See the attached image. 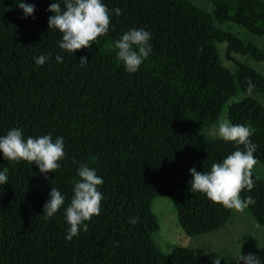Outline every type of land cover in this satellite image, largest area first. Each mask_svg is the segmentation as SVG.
I'll list each match as a JSON object with an SVG mask.
<instances>
[{
	"label": "trees",
	"instance_id": "1",
	"mask_svg": "<svg viewBox=\"0 0 264 264\" xmlns=\"http://www.w3.org/2000/svg\"><path fill=\"white\" fill-rule=\"evenodd\" d=\"M208 1L213 13L189 0H103L121 14L110 15L98 44L73 56L57 46L61 33L48 28L53 0H25L35 5L27 19L16 0H0V134L20 127L25 137L61 136L65 153L47 178L35 164L0 156L8 176L0 184V264H223L216 253L198 256L181 246L165 255L153 239L159 225L151 208L155 197L170 198L189 236L228 222L232 208L188 184L192 166L207 171L243 148L205 137L225 107L231 123L250 127L254 156L264 163V49L217 26L232 22L264 35V0ZM130 28L149 30L152 45L131 74L112 46ZM218 44L235 69L208 59ZM42 53L52 58L37 66L32 57ZM80 56L89 61L83 68ZM248 82L255 85L251 94ZM239 94L244 99L229 104ZM81 163L103 178L101 207L66 241L63 206L45 219L43 204L54 186L67 205ZM251 178L253 189L240 195L253 197L246 206L264 226V179ZM132 216H139L135 225L127 222Z\"/></svg>",
	"mask_w": 264,
	"mask_h": 264
},
{
	"label": "clouds",
	"instance_id": "2",
	"mask_svg": "<svg viewBox=\"0 0 264 264\" xmlns=\"http://www.w3.org/2000/svg\"><path fill=\"white\" fill-rule=\"evenodd\" d=\"M16 6L23 11V18L27 19L35 11V5L25 0H16ZM47 11L54 13L48 17V28L56 29L61 33L57 46L69 55L75 50L89 48L93 42L99 43L98 37L109 30L110 15L119 16L121 9L113 8L111 11L103 0H53ZM116 58L122 63L127 73L139 70L143 61L152 52L151 32L145 28H130L113 40ZM51 53H42L33 56L35 65L41 66L51 59ZM57 63L63 62L60 54L55 56ZM86 56H80L78 66L83 68L88 64ZM255 88L252 82L246 85V93L251 94ZM216 135L226 142L242 145L220 162H213L210 169L199 172L195 166L189 169V191L203 193L211 202L218 203L226 208L240 209L247 204L254 203L253 197L245 195L241 198V191L250 192L254 187L250 170L256 163L254 153L256 144L250 139L252 130L244 124H233L229 120L218 122ZM63 137L56 136L53 140L51 134L25 137L20 127H11L6 133L0 134V156L7 161H27L35 164L41 174L47 178L48 172H54L60 167L59 161L63 159ZM75 162V161H74ZM78 179L72 187L70 201L64 206L65 196L57 187H51L48 198L43 204L45 219L55 216L63 206V216L67 224L64 239L70 241L85 230L92 216L99 214L102 192L98 186L103 184V178L96 173L95 168L87 164H79L76 168ZM8 180L7 168L0 169V184ZM139 216L128 218V223L135 225ZM118 245L117 241H113ZM234 264H264L255 253L242 254L240 251L233 259Z\"/></svg>",
	"mask_w": 264,
	"mask_h": 264
},
{
	"label": "rangeland",
	"instance_id": "3",
	"mask_svg": "<svg viewBox=\"0 0 264 264\" xmlns=\"http://www.w3.org/2000/svg\"><path fill=\"white\" fill-rule=\"evenodd\" d=\"M189 1L208 13L214 11L213 4L208 0ZM217 26L244 42L253 43L264 49V35L252 34L241 25L232 22L218 24ZM217 46L208 52V59L235 69L234 63L226 58V45L218 44ZM251 64L256 66L252 61ZM244 97V94H239L231 99L229 104L240 101ZM227 108L225 107L217 122L205 129L207 140L218 138L216 135L218 122L225 119L229 120ZM250 172L251 175L264 179V163L256 161ZM151 208L159 225L158 230L153 233V239L165 255H170L174 247L181 246L189 248L198 256L216 253L220 256L223 264H234L233 259L240 251L242 254L255 253L264 260V226L255 220L246 205L240 209L232 208L231 217L225 226L196 236H189L182 229L170 198L155 197Z\"/></svg>",
	"mask_w": 264,
	"mask_h": 264
}]
</instances>
